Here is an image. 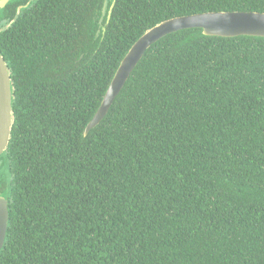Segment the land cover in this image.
I'll use <instances>...</instances> for the list:
<instances>
[{
	"label": "trees",
	"instance_id": "1",
	"mask_svg": "<svg viewBox=\"0 0 264 264\" xmlns=\"http://www.w3.org/2000/svg\"><path fill=\"white\" fill-rule=\"evenodd\" d=\"M103 1L32 0L0 31V264H264V38L166 35L83 134L146 29L264 0H108L96 36Z\"/></svg>",
	"mask_w": 264,
	"mask_h": 264
},
{
	"label": "water",
	"instance_id": "2",
	"mask_svg": "<svg viewBox=\"0 0 264 264\" xmlns=\"http://www.w3.org/2000/svg\"><path fill=\"white\" fill-rule=\"evenodd\" d=\"M7 0H0L1 3ZM107 0L104 1L102 22L106 13ZM111 5L106 23L109 22ZM200 29L202 35L219 37L253 36L264 38V12L252 10L207 11L180 15L164 19L146 29L129 47L120 60L102 100L83 134L95 128L108 113L115 98L121 92L146 50L166 35L185 30ZM13 84L9 67L0 51V156L6 151L13 124ZM8 200L0 191V250L4 244L8 227Z\"/></svg>",
	"mask_w": 264,
	"mask_h": 264
},
{
	"label": "flooded vegetation",
	"instance_id": "3",
	"mask_svg": "<svg viewBox=\"0 0 264 264\" xmlns=\"http://www.w3.org/2000/svg\"><path fill=\"white\" fill-rule=\"evenodd\" d=\"M19 1L20 0H7L4 3L0 2V31L9 28L14 23L16 16L20 13V11L23 8L27 7L28 4L32 0H26L25 2H19ZM104 1H103V4H104ZM103 4H102V8H103ZM111 5H113V3ZM111 5H110V7H111ZM107 7H108V0H107L105 15H108V12H109V10L107 11ZM102 8H101V16H102ZM105 15L103 16L101 23H99L101 16L99 17V20H98V26L99 27L96 30V36H98L100 34V32H103L105 29L103 26V20H104ZM106 20H107V18H106Z\"/></svg>",
	"mask_w": 264,
	"mask_h": 264
}]
</instances>
